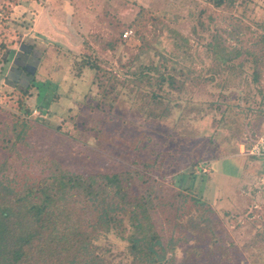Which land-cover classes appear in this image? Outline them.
Wrapping results in <instances>:
<instances>
[{
  "label": "rangeland",
  "instance_id": "1",
  "mask_svg": "<svg viewBox=\"0 0 264 264\" xmlns=\"http://www.w3.org/2000/svg\"><path fill=\"white\" fill-rule=\"evenodd\" d=\"M126 30L131 38L123 41ZM0 63V179L14 192L37 190L58 169L146 173L164 242L182 241L185 228L195 236L165 264L249 259L235 226L264 225V166L241 154L253 126L264 129V0L220 8L209 0H0ZM159 76L173 77L160 95ZM169 107L166 121H155ZM213 164L224 179L240 178L220 184L236 193L222 194L215 211L228 212L219 228L242 256L228 249L210 256L207 232L197 229L202 206L191 198L217 206L218 194L206 192ZM120 236L99 231L94 252L104 264L134 261ZM31 258L38 263L41 254Z\"/></svg>",
  "mask_w": 264,
  "mask_h": 264
},
{
  "label": "trees",
  "instance_id": "2",
  "mask_svg": "<svg viewBox=\"0 0 264 264\" xmlns=\"http://www.w3.org/2000/svg\"><path fill=\"white\" fill-rule=\"evenodd\" d=\"M235 1L209 0L217 8L232 7ZM126 31L121 33L123 41L130 37L128 30ZM222 59L229 58L222 57ZM86 67L96 68L93 64L86 65ZM144 69L147 70V67ZM3 71L4 68L0 63V73ZM142 77L146 81L148 80V76ZM254 80L256 81V77ZM164 82L172 85L173 77L159 76L157 92L154 91L156 94L160 95L161 91H165ZM32 84L34 85V83ZM41 85L43 84H36L39 100L45 93ZM37 108L40 109L39 106ZM170 109L171 107L168 108L167 113L153 111L157 115L155 121L161 123L166 121ZM31 111L29 108L24 109L26 115H29ZM259 121L264 122V117ZM42 124L54 128V125L46 124L43 120ZM259 133L254 125L253 133L249 136L247 144L244 145L246 149ZM235 144L238 145L237 140ZM254 160L263 163L264 166V160ZM226 161L232 160L227 159ZM5 168L6 162L0 163V175L3 174ZM219 169L222 170V165L216 164L215 166L213 164L211 166L209 179H215V182L206 190V192H210L211 197L218 194L215 196L217 206L206 202L201 197L191 198L195 204L202 206L198 210L197 216L200 218L201 224L197 229L207 232L205 245L210 256L218 255L219 252L223 256V249L230 250L227 254L242 256L236 243L229 242L225 231L219 228L224 221L223 216H227L228 212H224L220 218L215 211V208L223 206L221 204L223 202L222 194L236 193L231 187V190L226 189L220 184L226 182L228 186L233 187L236 180L238 181L240 178L238 179L234 173L230 178L224 179L220 175ZM240 173L245 175L242 171ZM148 180L146 173L141 174L138 171L130 170L84 175L58 169V173L47 180L51 182L49 186H47V181L41 180L37 185V190L36 186L31 187L27 190V194L18 195L13 191V188L7 185L6 179L1 178L0 261L5 264H45L52 260H56L53 264H104L103 258L99 257L100 254L94 252L96 250L95 240L99 231L106 233L117 231L121 235L120 237L128 243L129 253L134 257L132 264L174 262L178 248L181 249L180 244L192 246L188 243L195 240V236L190 234L192 233L191 229L185 228L186 236L184 235L182 241L178 239L173 243L164 242V238L157 231V227L162 228V225L155 218L157 206L154 201H157L158 198L154 186ZM45 186L47 187L45 188ZM175 191L180 198L183 197L180 191ZM223 191L224 193H222ZM236 200L239 201L235 195L230 200L233 208L238 203ZM79 201L84 202L85 206L80 205ZM247 207L252 208L250 203ZM78 212L89 213L91 220H83ZM234 220L236 222L237 218L235 217ZM259 225L262 224L257 220H250L242 228L236 222L235 231L238 232L236 242L243 243L242 247L251 251V253L247 252L249 259H239L238 264H264V225L263 227ZM221 231L223 235L218 233ZM33 252L41 254L38 263L31 258ZM167 255H170L169 259H166Z\"/></svg>",
  "mask_w": 264,
  "mask_h": 264
},
{
  "label": "built area",
  "instance_id": "3",
  "mask_svg": "<svg viewBox=\"0 0 264 264\" xmlns=\"http://www.w3.org/2000/svg\"><path fill=\"white\" fill-rule=\"evenodd\" d=\"M241 147V154L254 159L264 160V129L256 135L255 140L250 144L248 149L245 146Z\"/></svg>",
  "mask_w": 264,
  "mask_h": 264
},
{
  "label": "crops",
  "instance_id": "4",
  "mask_svg": "<svg viewBox=\"0 0 264 264\" xmlns=\"http://www.w3.org/2000/svg\"><path fill=\"white\" fill-rule=\"evenodd\" d=\"M260 164H263V163L260 162Z\"/></svg>",
  "mask_w": 264,
  "mask_h": 264
}]
</instances>
